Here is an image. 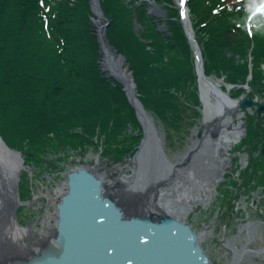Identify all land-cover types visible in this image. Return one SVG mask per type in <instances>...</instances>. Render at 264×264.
Returning a JSON list of instances; mask_svg holds the SVG:
<instances>
[{
	"label": "trees",
	"instance_id": "1",
	"mask_svg": "<svg viewBox=\"0 0 264 264\" xmlns=\"http://www.w3.org/2000/svg\"><path fill=\"white\" fill-rule=\"evenodd\" d=\"M256 2L189 1L204 72L232 85L233 95L248 84L250 97H264V15L249 21L251 35L247 26ZM169 3L170 37L162 35L143 5L133 9L124 0H101V7L111 19L107 39L127 57L141 103L173 143L189 134L201 103L193 51L178 9ZM91 15L90 0H0V135L27 163L51 164L43 159L46 149L63 155L61 161L71 151L98 149L96 136L102 140L101 156L113 162L132 157L140 145L142 126L123 85L101 70ZM255 114L244 143L258 156L239 179L229 175L230 188L219 197L223 204L235 189L247 192L264 185L259 153L264 116L258 121ZM22 179L26 200L31 188Z\"/></svg>",
	"mask_w": 264,
	"mask_h": 264
},
{
	"label": "rangeland",
	"instance_id": "2",
	"mask_svg": "<svg viewBox=\"0 0 264 264\" xmlns=\"http://www.w3.org/2000/svg\"><path fill=\"white\" fill-rule=\"evenodd\" d=\"M90 1L92 5L91 10L93 15L92 22L95 26V32L99 39L101 48V68L104 72L110 74V77L117 79L119 83L123 85V89L142 126L143 138L140 146L142 147L144 143L152 139L153 141L157 142L155 148L158 150H156L155 153L161 156H163L162 150L166 153L164 154L163 164L171 166L175 165L180 157L190 151L191 147L196 145V143L200 144L202 140L205 139L204 137L206 136V132L208 131V129L213 127V125L207 123L206 121V112L208 109L207 106H209L208 102L214 100L216 96H218V94L222 92L223 89H225V91H223L224 94H228L229 90H231L232 87L226 84V86L222 88V86L215 84V82H224V80L222 78L219 79L215 76H211V82L207 81L205 82V84L210 85L212 86V88H214L212 89L213 93H211L210 97L205 98V89L198 76L199 94L201 101L200 114L196 117V119H194L193 124L191 125V129L189 130V134H184L185 137L181 140L170 143V140L167 139V134L163 124L151 113H149L145 109V107H143L139 100L138 92L136 91V89L135 92L137 96L131 98L125 89L124 83L115 76L116 74L120 73L121 67L126 68L131 77L132 71L129 66L127 57L124 54L120 53L106 37V29L111 23V19L103 14L100 6L98 5V0L97 6L93 5L92 0ZM172 1L177 4V8L184 11L180 6L179 0ZM124 3L129 7H132L133 9L134 5H143L146 8L147 14L149 15L148 17L151 19L153 18L154 21L157 22L158 30L164 36H171L168 28V23H166L169 18L168 1L124 0ZM97 10L100 11L98 12V16L95 12ZM98 17L99 19L102 18L104 21L105 42L108 43L109 48L113 49L115 53L118 54V57H123L124 59V63H121V65L119 64L120 66L118 64H114L112 65V67L110 66V69L105 68L102 48L103 44L101 42L98 28L95 22L96 18L98 19ZM134 26L136 30H140L142 28V26L136 20L134 21ZM132 81L136 87L133 77ZM210 83H212L213 85H211ZM244 88L247 89V91L245 92L246 94L251 89L247 85H245ZM242 98L243 96H238L236 98V101L239 102ZM133 99H135L138 105H140V107L145 110V113L147 115L146 117L140 116L133 102L131 101ZM257 99L258 97L256 98V100ZM263 100L264 99L260 97V99H258L257 101L262 102ZM254 107L256 108V106ZM238 108L240 110V114H243L244 112V116L242 117V119L237 118L236 124L239 122H243L245 124L244 134L246 135H244L237 144L232 145L229 150L225 148H223L224 150H221L220 148H218V153L221 156H224L226 159L228 158L230 162L226 168L225 173L223 174V177L220 179V182L214 183L211 186L207 199L204 202H200L187 219V221L192 224V228L198 232L199 241L203 248L206 250L207 254L210 256L212 264H233V257L235 256V252L241 250V255L239 256L236 264H264L263 184H258L255 189L249 190L247 192L245 190L243 191L239 189L233 190V197H230L228 200H226V204H223L224 201L221 202V199H219L222 190H224L225 187L230 188L229 175L240 177L241 171H244L248 168L247 164L249 161V155L247 154V147H244V149L241 150L242 148L240 149V145L247 144V146H249L248 142L245 144L243 140L245 141L248 134L247 128H249L250 119L253 115H255V108H250V110L248 111H244L240 107ZM259 114L261 113H258V115ZM201 146L203 147L205 146V144H202ZM148 152L149 151H147V154ZM70 153L71 156L69 157V159L61 161L60 157H64L63 155H59L58 153L46 149L45 153L42 156L43 159L51 160V164L45 163V161H43V165L39 166L38 164L33 162V165H26L24 166V169L20 171L21 176L23 177L24 175V177L28 179L27 181L29 182V187L31 186L33 192H31V199L23 202V204L19 206V213L17 214V218L22 224V227H28L29 225H31L34 230L33 234H30L23 238V243L26 245L28 244L30 248L34 250V253L28 251V253L24 254V257H9V246L17 247V242H15L16 245H14L13 241H10L8 243L1 242L0 240V264H27L32 262V260L35 258H39V260H41L47 255L53 254L55 252V249L58 246V244H56V239L53 240V249L40 255L39 253L42 252V249H44L43 242H41L40 237L48 235V227H54L57 229V221H54L52 217L49 218V214L54 210L57 211L56 203L61 200L62 196L56 200L53 193L58 188L67 185L66 173L68 171L78 169L86 165L96 166L97 169L100 170L99 172H103L102 174L104 176L113 174L112 176L107 177V179L115 181H117L118 179H121L123 181L130 179L131 185L133 184V186L137 182L136 179H140L144 175L143 170L141 169L138 171V173L134 172L131 169L133 165L129 163V160L132 157L127 158L121 163H113L111 160L89 151L82 153L71 151ZM153 154L154 153H149L146 159L151 158ZM208 154H211L212 156V153L209 152L208 148L204 149L202 158L206 159V161L208 158ZM134 173L135 175H133ZM217 175L219 178L221 177L220 173H218ZM253 180L255 181L254 183L258 182L257 178ZM21 185L22 181L20 186ZM181 192L182 191H176L175 193H173L172 191L171 193H169L170 201H176L178 199L180 201ZM115 203L118 205L117 199ZM2 228L3 223H1L0 221V234H3ZM20 244L21 243L18 242V245ZM246 250L252 252H247V254H245L244 251ZM36 254L38 255L35 256Z\"/></svg>",
	"mask_w": 264,
	"mask_h": 264
},
{
	"label": "bare ground",
	"instance_id": "3",
	"mask_svg": "<svg viewBox=\"0 0 264 264\" xmlns=\"http://www.w3.org/2000/svg\"><path fill=\"white\" fill-rule=\"evenodd\" d=\"M92 3L97 6V0H92ZM95 12L98 16V12L100 11L97 10ZM183 12L185 13L184 19L189 24L185 8ZM95 22L103 44L105 68L110 69V66L112 67L114 64L121 65V63H124L123 57H118V54H116L113 49L109 48L108 43L105 42L103 19H99L98 17ZM196 51L198 71V74L197 72L196 74L202 82L205 89L204 96L207 98L213 93L212 89L214 88L205 84L207 81L211 82V78L206 76L203 69L201 54L198 49ZM115 76L124 83L125 89L131 98L137 96L135 92L136 88L132 81L133 75L131 77L126 68L121 67L120 73ZM210 84L213 85L212 83ZM215 84L222 86V88L226 86V83L222 81H216ZM131 101L140 116L146 117L145 110L138 105L136 100L133 99ZM241 101L237 102L235 99L229 98L227 94L220 93L214 100L208 102L209 106H207L206 121L213 125V127L208 129L204 137L205 139L202 140L200 144L196 143V145L191 147L190 151L180 157L175 165L163 164L164 154L166 153L162 150L163 156L157 155V153H155L156 150H158L155 148L157 142L152 139L144 143L142 147L140 146L139 150L137 149V154L129 160V163L133 165L131 169L134 172L138 173L141 169L144 173L142 178L136 179L137 182L134 186L133 184L131 185L130 179L125 181L121 179L117 181L107 179V177L113 174L104 176L102 174L103 172H99L100 170L97 169L96 166L86 165L83 167L88 171L90 170L91 173L101 179L103 194L111 197L114 201L117 199L119 206L116 205L122 211L124 218L137 217L155 222L159 221L162 216L170 215L192 226L187 219L195 207L198 206L200 202H204L207 199L211 186L214 183L220 182L230 162L228 158L226 159L218 153V148L229 150L232 145L237 144L239 140L246 135L244 134L245 124L243 122L236 124V119H242L244 116V112L240 114L238 108L241 106ZM251 107L252 106H248L243 110L248 111ZM261 119L262 116L258 118V121H261ZM141 142L142 140L140 143ZM202 144H205V146L202 147ZM206 148L212 153V156L208 154L207 161L202 158L203 150ZM147 151H149L148 154L154 153L151 158L146 159L148 156ZM22 167L23 161L20 159L19 154L7 148L0 139V221L3 223V234H0V240L1 242L8 243L13 241L14 245H16L15 242H17V247L9 246L10 248L8 249L9 257L13 258L24 257V254L28 253V251L34 253V250L31 249L28 244L26 245L23 243L24 237L33 234L34 230L32 226L22 227L14 220V208L16 205L15 194L19 181L18 173ZM218 173L221 174L220 178L217 175ZM133 175H135V173ZM67 190V185L58 188L53 193L55 199H59ZM172 191L173 193L182 191L180 201L179 199L170 201L169 193ZM51 217L54 221H57L56 210L50 212L49 218ZM48 229V235L40 237L44 247L42 252L39 253L40 255L48 252L54 247L52 245H54L53 240L56 239L57 229L54 227H48ZM18 242L21 244L18 245ZM240 252H242V250L235 252L233 264L237 263L241 255ZM247 252L249 253L252 251H244L245 254H247ZM37 255L38 254L35 256Z\"/></svg>",
	"mask_w": 264,
	"mask_h": 264
},
{
	"label": "water",
	"instance_id": "4",
	"mask_svg": "<svg viewBox=\"0 0 264 264\" xmlns=\"http://www.w3.org/2000/svg\"><path fill=\"white\" fill-rule=\"evenodd\" d=\"M253 105L252 99L241 102L242 109ZM67 178L68 191L57 203V249L27 264H212L188 223L173 216L124 218L96 175L79 168ZM18 199L16 190L15 217Z\"/></svg>",
	"mask_w": 264,
	"mask_h": 264
},
{
	"label": "snow or ice",
	"instance_id": "5",
	"mask_svg": "<svg viewBox=\"0 0 264 264\" xmlns=\"http://www.w3.org/2000/svg\"><path fill=\"white\" fill-rule=\"evenodd\" d=\"M187 2V0H180V4L181 5H184L185 3ZM214 11H219V9H213ZM258 10L261 11V12H264V0H261V4L258 6ZM180 15L182 17L185 16V13L184 12H181ZM252 34V31H251V27L249 26V35Z\"/></svg>",
	"mask_w": 264,
	"mask_h": 264
}]
</instances>
